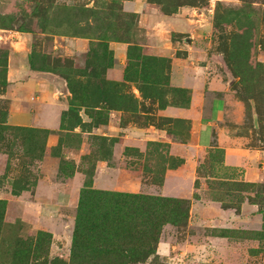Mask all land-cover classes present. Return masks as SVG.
I'll use <instances>...</instances> for the list:
<instances>
[{
	"label": "rangeland",
	"instance_id": "rangeland-1",
	"mask_svg": "<svg viewBox=\"0 0 264 264\" xmlns=\"http://www.w3.org/2000/svg\"><path fill=\"white\" fill-rule=\"evenodd\" d=\"M123 1L0 0V264H127L117 254L84 253L87 247L138 246L137 232L149 229L147 242L156 255L142 264H174L169 257L177 254L175 245L196 232L190 226L195 181L194 192L183 197L188 179L165 183L167 168L176 166L165 143L143 140L142 149L130 146L135 128L189 133L188 122L157 114L168 104L186 105L189 94L171 85L169 56H148L136 46H128L122 73L112 74L119 64L110 45L136 42L131 29L137 16L122 11ZM150 1L165 12L182 4L206 8L211 74L233 95L230 114L241 118L247 134L253 129L250 144L258 145L264 117V0ZM222 61L242 97L226 86ZM23 112L26 120L12 119ZM216 156L209 150L205 162L211 166ZM137 162L142 175L135 181L141 188L131 190L125 170ZM199 168L197 188L236 201L239 182L229 184L228 195L200 177L212 170ZM234 172L212 174L235 179ZM178 184L181 193L166 194L167 186ZM163 198L189 200L187 217L173 222ZM74 232L79 256L71 254ZM258 238L259 247L232 264H264V230Z\"/></svg>",
	"mask_w": 264,
	"mask_h": 264
},
{
	"label": "crops",
	"instance_id": "crops-1",
	"mask_svg": "<svg viewBox=\"0 0 264 264\" xmlns=\"http://www.w3.org/2000/svg\"><path fill=\"white\" fill-rule=\"evenodd\" d=\"M122 11L137 16L135 27L131 29L136 42L115 41L110 45L119 64L112 69V74L122 73L128 46H136L148 56H169L171 85L185 88L189 94L186 105L168 104L157 109L160 116L188 122L189 133L175 127L165 131L135 128L129 133L130 146L142 149L143 140L165 143L176 163L174 168H167L165 183L168 179H188L190 187L183 197L188 198L190 192H194L193 182L199 179V167L205 163L206 153L216 148L223 150L222 165L215 164L212 168L208 162V171L224 174L234 170L236 178L232 180L264 183V144L257 138L258 145L250 144L254 140L253 129L248 128L250 133L247 134L241 118L235 119L230 114L233 95L210 71L207 36L211 23L206 8L182 4L165 12L163 7L150 0H124ZM187 35L191 37L190 44L184 41ZM26 116L24 112L14 113L12 119L26 120ZM46 119L49 125L55 122L51 114ZM262 136L264 138V117ZM125 171L129 188H141L135 180L142 175V166L137 162ZM200 177L211 176L203 171ZM121 184L125 188L126 182ZM182 188L179 184L167 186L169 193L166 191V194L178 195ZM150 189L155 191L154 187ZM195 191L198 197L192 199L195 209L190 212V226L196 232L175 245L177 254L169 257L176 260L174 264H232L242 254L259 247V240L252 236L262 228V213L256 205L244 202L239 211L222 208L210 198L208 190L196 188ZM211 258L216 260L211 262Z\"/></svg>",
	"mask_w": 264,
	"mask_h": 264
},
{
	"label": "trees",
	"instance_id": "trees-1",
	"mask_svg": "<svg viewBox=\"0 0 264 264\" xmlns=\"http://www.w3.org/2000/svg\"><path fill=\"white\" fill-rule=\"evenodd\" d=\"M158 58V57H156ZM162 58V57H160ZM232 90L236 92V94L240 97L244 95L243 91L241 88L238 86V83L235 82L232 84L230 87ZM188 102V101H187ZM261 140L263 139L262 134H260ZM264 140V139H263ZM215 154L217 160L213 161V164H211V167H215V164H221L222 165V160H223V150L222 149H215ZM207 162L203 163L200 165L202 169L208 168L207 167ZM200 172V171H199ZM214 172V171H212ZM210 171L208 180H210L211 184H215V186H219L221 188H226L227 194L229 192L230 186L229 184H233L232 182H239L238 184L240 185V188H235V193L234 195L236 197V201L234 203L223 200H219L217 198H213L212 196V189H209L208 192L210 193V198L214 201L219 202L223 208H235L236 211L240 210V206L242 203L247 202L249 204H254L258 207V211L262 213V228L259 231L253 232L252 236L258 238V234H260L264 230V183L262 182H246V181H229L232 179H223V178H216L215 175L212 174ZM215 173V172H214ZM217 174V173H216ZM199 180H195L194 186L197 188ZM209 182V181H208ZM227 186V187H226ZM244 192L246 193L244 195ZM198 197V194H196ZM229 195V194H228ZM133 197V196H132ZM195 197V198H196ZM147 198V197H146ZM164 201L169 202V214L170 216H173L172 221L176 222L180 219H185L188 215V207L190 205V201L187 199H176V198H163ZM138 238H142V242L137 246V244H131V245H126L124 247H107V246H96V247H87L86 253L84 255L86 256L88 253L92 254H117L123 258L126 259L127 264H142L144 263L150 255H156V250L153 245H150V242H147V240L150 238L152 234V230L149 229L147 231H141L137 232ZM130 235L133 236L132 232L130 231ZM152 242H157V237H152ZM79 248V239L77 232L73 233V239H72V249H71V254L74 256H79L78 255V250ZM92 256V255H91Z\"/></svg>",
	"mask_w": 264,
	"mask_h": 264
},
{
	"label": "water",
	"instance_id": "water-1",
	"mask_svg": "<svg viewBox=\"0 0 264 264\" xmlns=\"http://www.w3.org/2000/svg\"><path fill=\"white\" fill-rule=\"evenodd\" d=\"M184 41L188 44H190V41H191V37L190 35H187L185 38H184ZM221 69H222V72L224 73L225 75V78H226V86L227 87H230L232 85V83L235 81V76L233 75L232 71L229 69V67L227 66V64H225L223 61L221 62Z\"/></svg>",
	"mask_w": 264,
	"mask_h": 264
}]
</instances>
